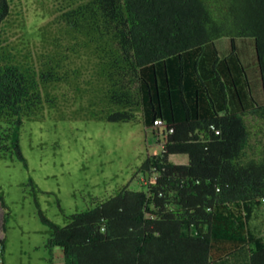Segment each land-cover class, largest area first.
Here are the masks:
<instances>
[{
	"label": "trees",
	"instance_id": "16d2710c",
	"mask_svg": "<svg viewBox=\"0 0 264 264\" xmlns=\"http://www.w3.org/2000/svg\"><path fill=\"white\" fill-rule=\"evenodd\" d=\"M36 3L47 21L15 37L0 0V158L24 161L23 120L55 106L61 84L89 118L161 120L164 136L139 168L145 190L125 186L63 227L39 213L48 247L65 264H264V0ZM240 38L253 39L261 102L236 62Z\"/></svg>",
	"mask_w": 264,
	"mask_h": 264
},
{
	"label": "rangeland",
	"instance_id": "374dc122",
	"mask_svg": "<svg viewBox=\"0 0 264 264\" xmlns=\"http://www.w3.org/2000/svg\"><path fill=\"white\" fill-rule=\"evenodd\" d=\"M37 1L12 0L15 37L21 35V23L32 30L47 21L39 16ZM214 45L220 58L230 55L228 38ZM235 55L247 71L249 94L261 102L253 39H237ZM60 86L55 106L44 104L23 120L24 161L0 158V264H65L60 247H48L50 228L39 213L63 227L72 214L94 208L125 186L145 190L147 174L139 168L148 156L162 152L163 127L146 129L141 118L91 119L81 96L70 85ZM169 160L186 164L188 157L172 154Z\"/></svg>",
	"mask_w": 264,
	"mask_h": 264
},
{
	"label": "built area",
	"instance_id": "2783aa9c",
	"mask_svg": "<svg viewBox=\"0 0 264 264\" xmlns=\"http://www.w3.org/2000/svg\"><path fill=\"white\" fill-rule=\"evenodd\" d=\"M154 125H155V126H162L163 123H162L161 120H156V121L154 122ZM263 202H264V200H263Z\"/></svg>",
	"mask_w": 264,
	"mask_h": 264
},
{
	"label": "clouds",
	"instance_id": "9594fccd",
	"mask_svg": "<svg viewBox=\"0 0 264 264\" xmlns=\"http://www.w3.org/2000/svg\"><path fill=\"white\" fill-rule=\"evenodd\" d=\"M154 126H155V125H154ZM156 127H157V128H158V127H163V125H162V126H156ZM142 181H143V180H142ZM143 183L146 184L147 181H143ZM263 200H264V199H262V202H263ZM263 203H264V202H263Z\"/></svg>",
	"mask_w": 264,
	"mask_h": 264
}]
</instances>
